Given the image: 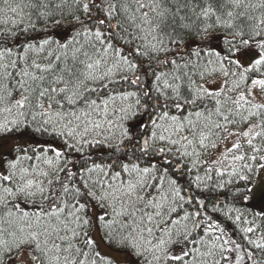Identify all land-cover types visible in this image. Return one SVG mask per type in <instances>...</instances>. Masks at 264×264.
Here are the masks:
<instances>
[{
	"label": "snow or ice",
	"instance_id": "snow-or-ice-1",
	"mask_svg": "<svg viewBox=\"0 0 264 264\" xmlns=\"http://www.w3.org/2000/svg\"><path fill=\"white\" fill-rule=\"evenodd\" d=\"M0 264H264V0H0Z\"/></svg>",
	"mask_w": 264,
	"mask_h": 264
}]
</instances>
